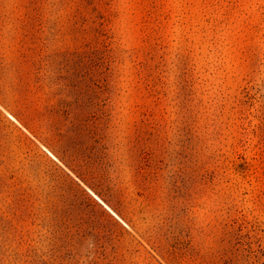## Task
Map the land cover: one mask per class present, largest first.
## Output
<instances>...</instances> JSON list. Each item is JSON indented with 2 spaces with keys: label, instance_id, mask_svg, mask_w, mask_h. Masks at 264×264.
<instances>
[{
  "label": "rangeland",
  "instance_id": "obj_1",
  "mask_svg": "<svg viewBox=\"0 0 264 264\" xmlns=\"http://www.w3.org/2000/svg\"><path fill=\"white\" fill-rule=\"evenodd\" d=\"M0 264H264V0H0Z\"/></svg>",
  "mask_w": 264,
  "mask_h": 264
},
{
  "label": "bare ground",
  "instance_id": "obj_2",
  "mask_svg": "<svg viewBox=\"0 0 264 264\" xmlns=\"http://www.w3.org/2000/svg\"><path fill=\"white\" fill-rule=\"evenodd\" d=\"M52 155V154H51ZM93 193V192H92ZM93 195L101 202H103L96 194L93 193ZM108 207V206H107ZM107 209H110L109 207ZM112 211V210H111ZM113 212V211H112ZM114 213V212H113ZM115 214V213H114Z\"/></svg>",
  "mask_w": 264,
  "mask_h": 264
}]
</instances>
